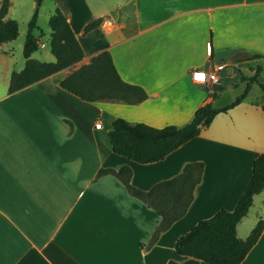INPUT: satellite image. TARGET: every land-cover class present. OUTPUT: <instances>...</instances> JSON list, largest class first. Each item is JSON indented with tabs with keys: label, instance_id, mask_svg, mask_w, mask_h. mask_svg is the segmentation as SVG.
I'll use <instances>...</instances> for the list:
<instances>
[{
	"label": "crops",
	"instance_id": "0c3cea01",
	"mask_svg": "<svg viewBox=\"0 0 264 264\" xmlns=\"http://www.w3.org/2000/svg\"><path fill=\"white\" fill-rule=\"evenodd\" d=\"M51 2L50 16L56 8L64 14L84 56L72 67L8 93L14 70L4 49L7 42L0 44V264L185 261L174 249L176 239L218 210H232L254 160L264 152L262 93L249 97L257 84L242 102L218 113L198 136L157 162L139 164L115 154L107 131L116 117L154 127L182 126L209 101L216 108L229 104L215 101L238 81L246 82L241 77H250L256 68L264 81V0ZM96 19L100 25L84 32ZM102 51L109 52L125 82L145 90L144 101L87 102L59 86ZM196 71L215 72L218 81H194ZM99 121L101 127L95 128ZM192 162L203 164L192 201L153 243L157 213L114 175H97L101 168L126 166L131 185L147 191ZM257 197L264 198V190L253 202ZM258 212L251 219L249 208L238 223L239 238L264 219V203ZM239 264H264V228Z\"/></svg>",
	"mask_w": 264,
	"mask_h": 264
},
{
	"label": "trees",
	"instance_id": "16d2710c",
	"mask_svg": "<svg viewBox=\"0 0 264 264\" xmlns=\"http://www.w3.org/2000/svg\"><path fill=\"white\" fill-rule=\"evenodd\" d=\"M44 0H35L34 12L28 22L22 54L25 60L20 71H12L8 93H13L63 69L74 66L82 60L84 53L69 22L56 8L48 19L50 28V52L53 62H42L31 57L38 50L37 16ZM10 0L0 1V44L14 40L18 35V23L7 19ZM101 19L88 23L84 32L99 26ZM260 68L246 80L242 93L229 104L216 108L212 101L198 107L191 120L182 126L166 125L154 127L142 122H130L116 117L111 121L107 138L112 151L139 164L162 160L169 153L199 135L213 118L221 112L242 102L253 83L257 84L263 97L261 109L264 113V81L259 78ZM67 92L87 102H118L137 104L147 98L143 88L125 82L118 74L108 51L93 56L87 64L80 66L59 81ZM214 96V95H212ZM203 172L201 162L184 166L182 172L170 179L154 184L149 190L135 188L130 183L131 170L124 166L117 170L101 168L97 175L111 174L118 178L127 192L151 207L160 217L150 243L181 218L189 207L193 191ZM264 190V152L253 162L252 174L232 210L220 209L207 219L197 222L187 233L176 239L174 249L185 256L183 262L170 260L167 264H239L258 240L264 228V219H259L245 239L237 236L238 223L247 215L253 204V197Z\"/></svg>",
	"mask_w": 264,
	"mask_h": 264
},
{
	"label": "rangeland",
	"instance_id": "374dc122",
	"mask_svg": "<svg viewBox=\"0 0 264 264\" xmlns=\"http://www.w3.org/2000/svg\"><path fill=\"white\" fill-rule=\"evenodd\" d=\"M35 0H10V6L6 15L7 19L15 20L18 23V35L17 37L5 43L4 49L8 50L10 55V66L14 71H20L24 66V57L22 54L23 43L28 29V22L34 12ZM53 5L51 0H44L41 6L39 7L38 16H37V26L38 29L34 30V34L39 39V48L32 53L31 57L42 62H53L54 57L50 52L49 47V26L48 18L50 16V11ZM44 46H41V44ZM231 78L228 76L226 80L227 83L231 82ZM242 81V80H241ZM238 81L239 84L236 88L230 90H224L222 94L216 99V105H219L223 102L233 101L234 98L242 93V90L245 86V81ZM257 94H260V90L257 85L253 86V91L250 92L249 97L255 98ZM263 194V193H262ZM262 200V202L260 201ZM264 198L257 197L255 198L252 206L250 207L249 216L251 219L259 213L261 210L262 204L264 203ZM248 214V213H247Z\"/></svg>",
	"mask_w": 264,
	"mask_h": 264
},
{
	"label": "built area",
	"instance_id": "2783aa9c",
	"mask_svg": "<svg viewBox=\"0 0 264 264\" xmlns=\"http://www.w3.org/2000/svg\"><path fill=\"white\" fill-rule=\"evenodd\" d=\"M198 74L204 76V79L203 80H197L196 76ZM191 78H192V80L197 81V82L210 81L211 83H216L218 81V78H217V75H216L215 72L206 73V72H203V71H196V72L192 73ZM100 127H101V122L99 121V122H97L95 124V128H100Z\"/></svg>",
	"mask_w": 264,
	"mask_h": 264
},
{
	"label": "snow or ice",
	"instance_id": "6c2138e0",
	"mask_svg": "<svg viewBox=\"0 0 264 264\" xmlns=\"http://www.w3.org/2000/svg\"><path fill=\"white\" fill-rule=\"evenodd\" d=\"M196 79H197V80H203V79H204V76L198 74V75L196 76Z\"/></svg>",
	"mask_w": 264,
	"mask_h": 264
}]
</instances>
